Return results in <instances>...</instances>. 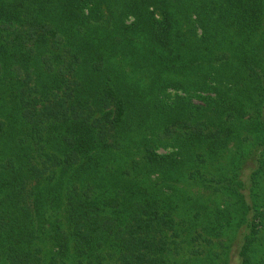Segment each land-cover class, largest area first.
<instances>
[{"label":"trees","instance_id":"16d2710c","mask_svg":"<svg viewBox=\"0 0 264 264\" xmlns=\"http://www.w3.org/2000/svg\"><path fill=\"white\" fill-rule=\"evenodd\" d=\"M234 258L264 264V0H0V264Z\"/></svg>","mask_w":264,"mask_h":264},{"label":"rangeland","instance_id":"374dc122","mask_svg":"<svg viewBox=\"0 0 264 264\" xmlns=\"http://www.w3.org/2000/svg\"><path fill=\"white\" fill-rule=\"evenodd\" d=\"M186 254H187V256H189V255H191V252H186ZM237 262H238L237 258H234L232 260V264H237Z\"/></svg>","mask_w":264,"mask_h":264}]
</instances>
